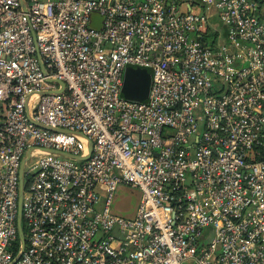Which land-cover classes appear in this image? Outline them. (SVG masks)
<instances>
[{
    "label": "built area",
    "instance_id": "obj_1",
    "mask_svg": "<svg viewBox=\"0 0 264 264\" xmlns=\"http://www.w3.org/2000/svg\"><path fill=\"white\" fill-rule=\"evenodd\" d=\"M187 260L264 264V0H0V264Z\"/></svg>",
    "mask_w": 264,
    "mask_h": 264
},
{
    "label": "water",
    "instance_id": "obj_2",
    "mask_svg": "<svg viewBox=\"0 0 264 264\" xmlns=\"http://www.w3.org/2000/svg\"><path fill=\"white\" fill-rule=\"evenodd\" d=\"M100 17L94 16L93 17V24L97 27H100ZM62 86H64V82H60ZM152 83V73L147 68L142 67H134V66H128L125 70L124 74V82L122 87V93L123 95L130 100L134 101H144L147 100L150 93V87ZM30 112V108H29ZM89 148L91 149V144L89 143ZM52 153H58L63 156H67L70 158L78 159V160H84L87 159L85 156H73L65 152L55 151L51 150ZM29 156H26L24 158L22 163V169H21V188H20V197H19V214H18V227H19V237L21 240V250L23 252L25 248V234L22 228V197H23V179H22V171L23 167L27 161V158ZM21 253H19L17 259L21 256Z\"/></svg>",
    "mask_w": 264,
    "mask_h": 264
},
{
    "label": "rangeland",
    "instance_id": "obj_3",
    "mask_svg": "<svg viewBox=\"0 0 264 264\" xmlns=\"http://www.w3.org/2000/svg\"><path fill=\"white\" fill-rule=\"evenodd\" d=\"M125 187V186H124ZM128 188V187H126ZM140 195V192L138 189L136 188H128V190H125L122 193V197L119 199H116V202L120 205H122V207H125V213H122L123 215L127 216V217H132L134 216L133 211L136 209L137 207V201H134L135 199H138ZM26 233H27V228H26ZM184 264H196L194 263V261L192 260H187L186 262H184Z\"/></svg>",
    "mask_w": 264,
    "mask_h": 264
},
{
    "label": "crops",
    "instance_id": "obj_4",
    "mask_svg": "<svg viewBox=\"0 0 264 264\" xmlns=\"http://www.w3.org/2000/svg\"><path fill=\"white\" fill-rule=\"evenodd\" d=\"M125 190H128V188H126V187H124V186H122L120 189H119V192H118V197H117V199H118V202H119V199L122 197V193L125 191ZM134 201H139V197H138V199H135ZM138 204V203H137ZM117 210L119 211V212H121V213H125L126 211V209H125V207H122V205H120V204H118L117 203ZM136 210V209H135ZM135 210L133 211V214L135 213Z\"/></svg>",
    "mask_w": 264,
    "mask_h": 264
}]
</instances>
